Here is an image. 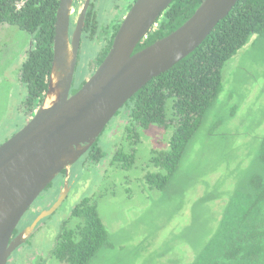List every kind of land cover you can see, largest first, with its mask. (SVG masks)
I'll use <instances>...</instances> for the list:
<instances>
[{
	"label": "rangeland",
	"instance_id": "374dc122",
	"mask_svg": "<svg viewBox=\"0 0 264 264\" xmlns=\"http://www.w3.org/2000/svg\"><path fill=\"white\" fill-rule=\"evenodd\" d=\"M132 1L102 0L100 7L120 18ZM108 19L105 14L101 23L107 24ZM32 40L16 27L5 25L0 30V146L29 122L24 115L27 91L20 82V70ZM93 51V46L83 43L76 78L86 79L92 73L88 60ZM83 63L87 64L85 71ZM124 113L123 107L96 141V151L109 157L97 165L85 164L87 157L74 164L67 179L71 181L67 198L37 223L22 252L37 249L46 257L63 223L87 197L96 204L112 246L98 253L90 264H182L183 252V261H190L198 239L206 240L207 233L216 229L229 196L258 164L256 154L264 136V37L252 36L223 67L222 91L165 190L151 188L143 176L151 169L153 153L166 150L173 128L151 126L143 130L131 126L133 136L128 138L119 126L126 122L121 117ZM111 126H115L110 128L113 135L108 133ZM119 149L134 152L133 166L128 170L110 157ZM61 183L58 175L51 186L57 188ZM49 190L34 202L22 222L33 215L37 210L33 207ZM72 221L69 228L80 222Z\"/></svg>",
	"mask_w": 264,
	"mask_h": 264
},
{
	"label": "trees",
	"instance_id": "16d2710c",
	"mask_svg": "<svg viewBox=\"0 0 264 264\" xmlns=\"http://www.w3.org/2000/svg\"><path fill=\"white\" fill-rule=\"evenodd\" d=\"M203 1L173 0L134 53L182 26ZM58 5L59 0H0V30L8 25L33 38L20 70V82L27 91L24 104L29 107L38 108L47 90ZM129 8L130 5L126 11ZM124 14L120 18L117 16L108 46L97 53L96 66L107 55ZM97 21V30L100 28L105 33L106 28ZM89 25L90 21L86 19L84 34L88 38L94 35L95 29L94 26L91 30ZM252 36L264 37V0H238L192 53L149 81L123 106L125 113L122 117L127 115L130 120L126 129L129 133H132L131 126L143 130L151 126L164 130L173 128L166 150L155 151L149 159L151 169L145 173L143 181L151 188L165 190L170 184L188 146L222 91L223 67ZM87 37L84 40L88 41ZM83 68L85 71L87 66ZM85 82L75 75L71 94ZM95 146L96 143L86 156L92 155V160L100 162L106 156L100 151L93 155ZM256 158L255 172L231 193L216 229L207 233L206 240L198 239L190 261L184 262L186 252L181 253L182 264H264V136ZM112 161L128 170L133 166L134 152L124 153L119 149L113 154ZM71 215L80 222L73 230H66L67 226L65 228L63 224L53 250L57 261L90 264L98 253L112 248L107 228L90 198L81 199ZM176 264H180L179 261Z\"/></svg>",
	"mask_w": 264,
	"mask_h": 264
},
{
	"label": "water",
	"instance_id": "95a60500",
	"mask_svg": "<svg viewBox=\"0 0 264 264\" xmlns=\"http://www.w3.org/2000/svg\"><path fill=\"white\" fill-rule=\"evenodd\" d=\"M172 1L136 0L104 60L71 94L85 11L70 39L74 0H59L44 98L29 122L0 146V264H6L37 223L64 201L67 180L56 202L11 241L20 220L44 189L62 171L68 173L142 87L192 53L238 0H204L182 26L134 53Z\"/></svg>",
	"mask_w": 264,
	"mask_h": 264
},
{
	"label": "flooded vegetation",
	"instance_id": "af4514ba",
	"mask_svg": "<svg viewBox=\"0 0 264 264\" xmlns=\"http://www.w3.org/2000/svg\"><path fill=\"white\" fill-rule=\"evenodd\" d=\"M136 0H133L132 1V3L130 4V8H131V6L134 4V2H135ZM101 2H102V0H74V2H73V7H72V10H71V15H70V22H69V37H70V39L72 38V35H73V32H74V30H75V27H76V24H77V21H78V19H79V17L81 16V13L83 12V10L85 11L84 13V17H83V21H82V27H81V34H80V43H79V50H78V56H79V59H80V55L81 54H84V52H82V46H83V43L84 42H87L90 46H93L94 47V51L92 52L93 54H92V57H90L89 58V60H88V62L90 61L91 62V68L93 69V71H92V73L88 76V78L95 72V70L97 69V67L98 66H96V64H95V61H96V59H97V53H100V52H102V51H104V49L103 48H106L107 46H108V43H109V41L111 40V37H112V33H114V24H115V22H116V19H117V16L116 17H114V16H112V14L110 13V14H107V12L106 11H104L103 10V8H101L100 7V4H101ZM129 6V5H128ZM127 6V7H128ZM85 7H86V9H85ZM129 8V9H130ZM129 10H127L126 12H125V14L128 12ZM107 15L108 16V20L107 21H109L107 24L106 23H101L102 22V17L104 16V15ZM125 14L123 15V17L125 16ZM89 16V17H88ZM88 17V18H87ZM123 17H122V19H123ZM86 19H89V21H90V27H91V30L93 29V27L95 26V29H94V35H92V37H87L86 36V34H84L85 33V30H84V26H85V20ZM97 20H99V22H100V26H104V28H106V32L105 33H102V29H100L99 28V30H97ZM114 22V23H113ZM121 22H122V20H121ZM114 25V26H113ZM87 37V39H88V41H86V40H84V38H86ZM103 49V50H102ZM81 58H83V57H81ZM87 64H85V63H83V67L84 66H86ZM76 66H78V58H77V64H76ZM75 71H76V68H75ZM75 74V73H74ZM88 78H86L85 79V81H87L88 80ZM79 90V89H78ZM25 103V102H24ZM37 107H29V106H26L25 104H24V110H25V112H24V115L27 117V119H28V121L33 117V115L35 114V112L37 111ZM122 109V108H121ZM120 109V110H121ZM119 110V111H120ZM115 116H117V115H115ZM122 117V116H121ZM118 118V117H117ZM117 118H116V120H117ZM125 119H126V122H122L121 124H119V126H120V128H121V132L123 133V131L125 130V133H127L126 134V137H128L129 136V134L131 135V136H133V132L132 133H129V132H127L126 131V129H127V127L129 126V122H130V120H128V118H127V115L125 116ZM112 120V119H111ZM110 122V121H109ZM115 123H116V121H115ZM114 123V125H116ZM108 125V124H107ZM106 125V126H107ZM112 127H115V126H111V127H109V129L110 128H112ZM106 128V127H105ZM104 128V130H106ZM104 130L102 131V133L104 132ZM110 131H112V129H110L109 130V134H110ZM101 133V134H102ZM112 135H113V131H112ZM97 141V140H96ZM96 144H97V142H95ZM94 143V144H95ZM97 149L96 148H94V150L92 151L93 152V155H97V151H96ZM90 151V149L81 157L82 159L85 157H87L85 160V164H93V165H97V160H92V158H91V156L92 155H89V156H86L87 154H88V152ZM117 150H115L114 151V153L116 152ZM113 153V154H114ZM113 156V155H112ZM112 156H110V157H112ZM109 156H107L106 158H108ZM80 158V159H81ZM79 159V160H80ZM104 159V158H103ZM111 159V158H110ZM78 160V161H79ZM77 161V162H78ZM76 162V163H77ZM75 163V164H76ZM74 167V165L72 166V167H70V169H69V171H68V173H66V171H62L60 174H59V177H61L62 178V183L61 184H59V186L57 187V188H53V186H51L52 185V182L56 179H54L45 189H44V191L47 189H50L49 191H51L49 194H47V195H45L44 197H43V199L39 202V205L38 206H35V207H33V208H35V209H37V210H34V211H32V213H33V215L34 214H37L36 216H30L28 219L26 218L25 219V221L24 222H22L21 220H20V222H19V224L17 225V227H16V229L15 230H17V232L16 233H14L15 232V230H14V232H13V234H12V237H11V241L26 227V226H29L34 220H35V218L42 212V211H44V210H48L55 202H56V200L59 198V196H60V193H61V191H63V186H64V184H65V182H64V178H65V181L69 178V176H70V174H71V169ZM70 184H71V181H68L67 182V188H68V190H67V194H66V197H65V199L67 198V196H68V193H69V189H70ZM43 191V192H44ZM42 192V193H43ZM41 193V194H42ZM57 193V194H56ZM41 194L37 197V199L36 200H38V198L41 196ZM56 194V196L57 197H54V195ZM43 195V194H42ZM53 196V200L52 199H50L49 197L50 196ZM55 199V200H54ZM64 199V200H65ZM36 200L34 201L35 203H36ZM40 200V199H39ZM50 200H52V202L53 203H50L49 204V201ZM32 203V205L30 206V208L35 204V203ZM38 202V201H37ZM46 204V205H45ZM45 207H47V208H45ZM29 208V209H30ZM28 209V210H29ZM44 209V210H43ZM28 210H27V212H28ZM41 211V212H40ZM26 215V213L24 214V216ZM24 216L22 217V218H24ZM31 218V219H30ZM74 219H78L77 217H73L72 215H71V221L69 220H67V221H65L64 223H65V228H66V226H67V228H66V230H73L76 226H74V227H68V224H71V223H73V221L72 220H74ZM78 220H80V219H78ZM63 223V224H64ZM67 224V225H66ZM37 226V225H36ZM36 226L34 227V229L32 230V233L30 234V236L29 237H27L26 238V240H25V242L24 243H22L21 245H19L17 248H15V250H13V252L10 254V256H9V259H8V261H7V263L6 264H65V263H62V262H59V261H57V259L54 257V255H53V250H54V248H55V246H56V243H57V238H58V236L60 235V234H58L57 235V237H56V243H55V245H54V247L52 248V250H51V252L50 253H48V255L46 256V257H42V255L37 251V249H32V248H29V249H27L28 251H30V252H27L26 254L24 253V252H22L21 250H23V246L25 247L26 245V241L28 240V239H31L32 238V234H33V232L35 231V228H36ZM62 227H63V225H62ZM63 229L61 228V231H62ZM14 253H15V255H16V253H17V256L15 257V255H14ZM14 255V256H13Z\"/></svg>",
	"mask_w": 264,
	"mask_h": 264
}]
</instances>
